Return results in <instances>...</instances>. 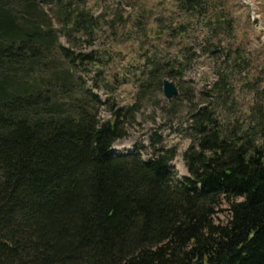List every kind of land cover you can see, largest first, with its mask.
<instances>
[{
    "label": "trees",
    "instance_id": "trees-1",
    "mask_svg": "<svg viewBox=\"0 0 264 264\" xmlns=\"http://www.w3.org/2000/svg\"><path fill=\"white\" fill-rule=\"evenodd\" d=\"M42 6L55 9L69 45ZM179 7L191 21L170 35L186 44L211 2ZM213 16L208 34L223 26ZM165 34L147 26L137 41L143 63L120 76L112 72L116 32L84 0H0V264H264V130L223 117L232 69L201 102L189 98V176L175 178L178 147L163 135L151 137L149 159L145 146L113 151L140 112L139 100L121 103L118 88L133 80L143 95L161 89L197 55L188 43L189 53L161 74L166 61L145 52ZM98 39V49L73 50Z\"/></svg>",
    "mask_w": 264,
    "mask_h": 264
},
{
    "label": "rangeland",
    "instance_id": "rangeland-1",
    "mask_svg": "<svg viewBox=\"0 0 264 264\" xmlns=\"http://www.w3.org/2000/svg\"><path fill=\"white\" fill-rule=\"evenodd\" d=\"M182 1L84 0L95 13L105 15L116 32L115 49L121 55L117 56L112 72L120 76L130 63H143L142 53L145 49L140 51L137 41L147 26L148 29L151 27L167 31L161 37L150 39L153 50L145 52L150 59L153 57L150 61L157 58L166 61L162 65L161 74L165 75L171 68L172 61L187 55L190 50L186 45L192 43L193 50L190 52L197 55L189 60V65L182 74L171 77L182 91V100L176 104V110L171 112L173 106L165 96L163 87L159 89L155 86L150 93L143 95L138 93L135 81L130 80L116 92L117 98L124 105L139 100L140 112L137 122L129 126L127 137L115 144V150L119 154H130L138 147L145 146L140 148V153L145 159H149L153 153L151 137L154 134L163 135L165 145L178 147V154L172 163V172L177 180L190 175L185 163V153L192 141L184 131L189 118V98L201 102L203 91L212 88L226 70L232 69V73L229 76V90L225 93L227 102L221 109L223 117L228 122L242 124L244 128L263 127L264 130V0H210L211 14L206 18L193 20L186 44L184 41L172 40L170 35L171 29L191 21L188 14L179 7V2ZM42 8L47 16L46 21L48 22V18L53 19L50 29L57 31L60 41L69 45L60 32L55 9L51 6ZM213 14V18L218 19L217 25L222 23L223 26H217L213 33L208 34L204 22ZM128 16L131 17L133 26L129 24L124 27L122 19ZM229 31L232 33L230 38L227 36ZM100 45V39L93 45L78 40L74 42L73 50L89 51L98 49ZM225 59L230 62L225 64ZM78 70L85 71L84 67H79ZM86 74L88 77L96 76L95 71H87ZM130 77L133 78V73ZM100 93L105 97L103 91ZM101 117L106 119L109 113L103 110ZM225 215L226 213H221L220 219L225 220Z\"/></svg>",
    "mask_w": 264,
    "mask_h": 264
},
{
    "label": "water",
    "instance_id": "water-1",
    "mask_svg": "<svg viewBox=\"0 0 264 264\" xmlns=\"http://www.w3.org/2000/svg\"><path fill=\"white\" fill-rule=\"evenodd\" d=\"M218 52V51H217ZM164 93L167 99L173 100L180 94V89L170 78L164 80Z\"/></svg>",
    "mask_w": 264,
    "mask_h": 264
}]
</instances>
